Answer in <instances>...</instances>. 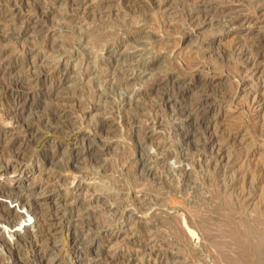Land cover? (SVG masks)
<instances>
[{
	"label": "rangeland",
	"instance_id": "1",
	"mask_svg": "<svg viewBox=\"0 0 264 264\" xmlns=\"http://www.w3.org/2000/svg\"><path fill=\"white\" fill-rule=\"evenodd\" d=\"M263 11L0 0V264H264Z\"/></svg>",
	"mask_w": 264,
	"mask_h": 264
},
{
	"label": "bare ground",
	"instance_id": "2",
	"mask_svg": "<svg viewBox=\"0 0 264 264\" xmlns=\"http://www.w3.org/2000/svg\"><path fill=\"white\" fill-rule=\"evenodd\" d=\"M191 1V0H190ZM202 1V0H201ZM244 1V0H243ZM252 1V0H251ZM254 2H255V4L257 3H262V1L264 2V0H253ZM89 2V1H88ZM91 2V1H90ZM104 2V1H103ZM107 2V1H106ZM187 2V1H186ZM77 3V2H76ZM82 3V2H81ZM93 3V2H92ZM201 3V2H200ZM110 5V4H109ZM201 5V4H200ZM250 5V4H249ZM197 6V5H196ZM257 6V5H256ZM108 7V6H107ZM255 7V6H254ZM17 8V7H16ZM89 8V7H88ZM256 8H258V6L256 7ZM83 9V8H82ZM84 9H85V6H84ZM83 9V10H84ZM109 9V8H108ZM170 10V9H169ZM200 11H201V9H200ZM192 12V11H191ZM264 12V11H263ZM84 13V12H83ZM170 13V12H169ZM234 13V12H233ZM236 13V12H235ZM80 14V13H79ZM78 16V15H77ZM102 16V15H101ZM195 16V15H194ZM221 16H223V15H221ZM197 17V16H196ZM193 18V17H192ZM225 18H227V17H225ZM196 19V18H195ZM217 19V18H216ZM223 19V18H222ZM196 20H198V19H196ZM191 21H192V19H191ZM212 21V20H211ZM193 22V21H192ZM201 22V21H200ZM220 22V21H219ZM197 24V23H196ZM183 25V24H182ZM241 25V24H240ZM196 26V25H195ZM228 46V45H227ZM228 48V47H227ZM239 48V47H238ZM233 51V50H232ZM259 56V55H258ZM202 86V85H201ZM203 113H204V111H203ZM201 114V113H200ZM7 165V164H6Z\"/></svg>",
	"mask_w": 264,
	"mask_h": 264
}]
</instances>
